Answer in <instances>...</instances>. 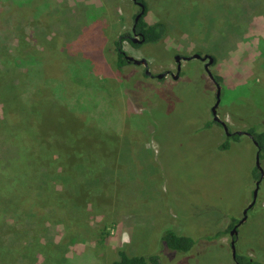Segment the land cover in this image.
I'll return each mask as SVG.
<instances>
[{"label":"rangeland","instance_id":"1","mask_svg":"<svg viewBox=\"0 0 264 264\" xmlns=\"http://www.w3.org/2000/svg\"><path fill=\"white\" fill-rule=\"evenodd\" d=\"M143 1L144 20L164 23L165 35L140 46L125 40L128 54L148 66L117 71L112 41L132 29L139 11L132 0H0V185L7 187L0 196L11 210L0 220V264H107L121 246L153 253L165 229L196 242L188 251L164 248L159 264H234L230 233L212 236L233 217L239 222L252 200L257 146L241 134L220 149L228 134L208 122L219 77L217 114L228 130H264V0ZM194 53L214 58V79L201 58H182ZM27 104L38 119L59 108L84 119L61 125L59 135L71 147L93 148L91 175L74 157L68 176L53 177L55 166L35 159L27 168L18 155L51 153L47 145L18 150L20 131H31ZM12 108L21 117L12 118ZM49 125L38 131L60 130ZM74 153L89 162L88 151ZM259 163L264 170V156ZM32 179L37 190L14 192L11 182ZM79 183L88 191L84 212L79 203L66 215L57 204H35L52 184L71 194ZM235 247L264 264V179Z\"/></svg>","mask_w":264,"mask_h":264},{"label":"trees","instance_id":"2","mask_svg":"<svg viewBox=\"0 0 264 264\" xmlns=\"http://www.w3.org/2000/svg\"><path fill=\"white\" fill-rule=\"evenodd\" d=\"M140 1H142L144 3L143 0H140ZM146 12H147V8L145 9L144 13L142 14V17L140 18V20L137 23L138 29L143 33L144 38H145L143 43L161 41L165 35V32H166V28H165L164 23H162V22H155V23H151V24L147 23L144 20V16H145ZM127 34H128L127 32L122 33V34L118 35L117 37H115L112 41V43L114 45V50L116 53V69H117V71H122L123 67L126 65L136 64V63H134V61L127 59L126 55H128V54H126V50L123 48V42L125 40H128L134 46H140L143 44V43L142 44L134 43L130 38H128ZM36 55L38 58L44 59V61H45V57H46V59L48 58L46 52H38ZM2 62H4V61H2ZM11 63H13V61L10 60L8 63L5 61L4 64L9 67L11 65ZM55 64H57V63L51 64V65H55ZM215 80L219 81L220 78L215 77ZM27 107H28V109H27V115H28L27 120H28V126L30 125L31 131H29L27 129H25V131H20L19 137L21 138L22 145H24V146L21 147L22 146L21 145L18 150H20V152H25V146H26V148H29L32 146L31 144H34V145L41 146V148L43 145H47L48 146L47 150H49L51 152L50 154H44L43 152H38V150L35 149L36 155H33V158H26L23 154L18 155L21 159H24V161L29 162V166H27L28 169H30L32 167L31 164H33V162H31V159H35L36 161L42 162L45 165H49L48 162L52 163L55 166L54 168H56V170H57L56 173L52 174L53 177L56 178V175H58L60 177L64 176V175L68 176V175H70V170H72V168H73V164H75V166H76V163H72V161L70 160L71 157H74L75 161L79 162L78 166L80 164L85 165L86 170H85L84 175L89 176L96 170L94 168L95 164H96L95 163L96 160L94 157L95 153H93V151H91V149H93V148H91L89 146H81L82 148L80 146L79 147L78 146L77 147H71V145H69L68 142L63 141L59 135L61 133V130L63 129L61 125L66 124L69 121H72V122L79 123L78 125L80 126L84 122V119L82 117H81V119L78 118L74 112L68 110L67 108H59L56 112L53 111L54 114L51 115V117H49V116L47 117L46 114H44L40 119H38L37 117L35 118V115L33 114V109L35 107L34 106L31 107L28 104H27L26 108ZM10 114H11L12 118L21 117L19 114H17L16 111H14L13 108H12V111L10 110ZM49 123L52 124L53 126L59 128L60 130H57V131H38L42 127L48 128L50 126ZM211 123H216V124L221 125L218 121H215L214 119L212 121L208 122V125H210ZM257 128H258V126L251 125V126H249L247 131L253 135L252 139H255L258 142V145H256V146H257V151H259V156L261 157V156H264V130H258ZM94 132L101 139H103L104 137H107L106 133H103L102 131H90L87 134V136L90 137L89 135L93 134ZM240 135L241 134H237L235 132H232L230 135H227L226 139L219 145V148L220 149L229 148V146L231 144V140H239ZM77 150L88 151V153H86L87 154L86 157L89 159L88 160L89 162L86 163L84 159H82L79 155H76L74 152ZM65 154L66 155H72V156H66L65 157L64 156ZM60 166L62 167V169H61L62 172L59 171ZM12 175L13 174H11V176ZM253 175H254V178H256L258 181L260 179V176H261V171L260 170L258 171L257 168H255ZM263 179H264V175L261 178V180L259 181V186H260L261 182L263 181ZM44 180H48V179H44ZM33 182L34 181L32 179L31 183L29 185L26 184L27 182L22 184L17 180H15L11 183H13L12 188L15 189L14 192H16V190H18L17 193L22 194V193L28 192L27 189H29L30 191L32 189L37 190V185L39 183L37 181V183H35L33 186ZM83 184L84 183H79L78 186L76 187L75 192H73L71 194L68 191H64V192L59 193L58 191L54 190V188H53L54 184H52L53 187H49V189H47L44 192L45 197L42 198L41 202H36L35 204H39V206L41 208L48 206V205L50 207H53V206H56L55 204H57L58 207L64 208V209H62V210L56 209V211L58 213L66 215L70 210H71V213L72 212L74 213L75 205L77 203H79L81 205V209L78 208L79 212H81V211L84 212L86 202L88 201V199L86 198V194L88 191H87V189H84L85 185H83ZM20 190H21V192H20ZM6 191H7L6 185H0V193L4 194V193H6ZM252 198H253V193H252ZM257 198H258V193H257ZM63 205H64V207H63ZM10 212H11V210L8 209V205L2 200V198L0 196V220H1L2 216H4L6 213L8 214ZM54 213H55V208L51 210V215H57V213L56 214H54ZM237 221H238V219L233 217V219H231V221H229V224L226 227V229L221 230V231H217L212 236V238H214V236L218 237L220 234L230 233L231 230L235 227L234 224ZM230 237H231V235H230ZM233 237L237 238L236 235H234ZM158 242H159V245H158L157 249L155 251H153V253L151 252V254L150 253L148 254L146 252V250L143 251L142 253L140 251H138V253H136V252H130L128 250L127 246L118 247L115 251V256L107 264H159L160 258H161L159 252H161L164 248L169 249V250H174V251H188L195 245L196 241L190 235L177 233L171 229H165L161 233V236H160V239L158 240ZM238 255H239V260L242 264H261V262L258 259H255L249 255H241V254H238Z\"/></svg>","mask_w":264,"mask_h":264},{"label":"water","instance_id":"3","mask_svg":"<svg viewBox=\"0 0 264 264\" xmlns=\"http://www.w3.org/2000/svg\"><path fill=\"white\" fill-rule=\"evenodd\" d=\"M138 3L140 4L141 6V11L140 13L136 16V20H138V18L144 13L145 9H146V6L145 4L142 2V1H138ZM134 29H135V25H134ZM143 33L141 32V35ZM144 37H141V39L137 38V37H132V41L134 43H139V42H143L144 41ZM127 59L128 60H131V61H134V63L136 64H144L145 66H148V62H147V59L146 58H141V59H137L135 58L134 56L132 55H126ZM192 57H197V58H202L203 60H206V63H205V68L206 70L208 71V74L210 77H212V79H214V76H213V73L211 72V70L209 69V66L212 65L214 63V58L211 56V55H201L199 53H194L193 55H190V56H187L185 58L187 59H190ZM175 59L177 61V71H176V74L174 75L175 78H177L179 76V72L181 70V56L179 54L175 55ZM146 73L148 75H152L153 73L147 68L146 69ZM166 73H159L157 74L156 76L158 78H162ZM217 83V93H216V102L215 104L213 105L212 107V113H213V118L215 121H218L219 123H221L225 129V131L227 132L228 135H230L232 132H230L228 130V125L225 121H223V119H221L218 114H217V106L219 105V102H220V85L218 82ZM235 133L237 134H247L249 135L251 138H253V135L248 132L247 130H243V131H235ZM255 144L258 145V142L253 139ZM259 151H257V166L259 167L260 171H261V176H260V179L258 181H256V187H255V190L253 192V198L252 200L248 203V205L246 206V208L244 209V212H243V217L242 219H240V221L236 224V226L231 230L230 232V235L231 236H234L235 234H237V227L238 225H240L243 221H245L246 217H247V211L248 209L252 208L255 203H256V200H257V193H258V188H259V181L261 180V178L263 177L264 175V171H263V168L260 166V163H259ZM235 238L232 240L231 242V247H232V251H233V256L236 254V247H235Z\"/></svg>","mask_w":264,"mask_h":264},{"label":"flooded vegetation","instance_id":"4","mask_svg":"<svg viewBox=\"0 0 264 264\" xmlns=\"http://www.w3.org/2000/svg\"><path fill=\"white\" fill-rule=\"evenodd\" d=\"M138 1L139 0H132V2L133 3H135L138 7H139V11L136 13V15H135V17H134V24H133V26H132V29H131V31L130 32H128V34H127V36H128V38H130V39H132V37L134 36V35H140V39H141V37H144V35L142 34L141 35V31L138 29V27H137V23H138V21L140 20V18L142 17V15L138 18V20H136V16L140 13V11H141V6H140V4L138 3ZM134 25H135V29H134ZM140 44H142L143 42H139ZM126 54H128V52L126 51ZM203 56V55H202ZM185 57H187V56H182V58H185ZM201 58V57H200ZM202 59V58H201ZM203 60V59H202ZM204 61V67H205V63H206V60H203ZM178 65V64H177ZM214 82H215V84H216V86H217V81L216 80H214ZM221 124V123H220ZM222 125V124H221ZM222 127H223V125H222ZM223 129H224V127H223ZM257 181V180H256ZM256 187V186H255ZM251 209V208H250ZM249 210V209H248ZM238 222V221H237ZM237 222L234 224V226H236V224H237ZM238 227H239V225H238ZM238 227H237V234H235L236 235V237L238 238ZM235 237H233V236H231V239H230V241L232 242V240L234 239ZM237 238H235L236 240H237ZM231 242H230V245H231ZM232 246V245H231ZM231 249H232V247H231ZM232 251V250H231ZM232 258H233V263L234 264H242L241 262H240V260H239V255L236 253L234 256H233V251H232Z\"/></svg>","mask_w":264,"mask_h":264}]
</instances>
